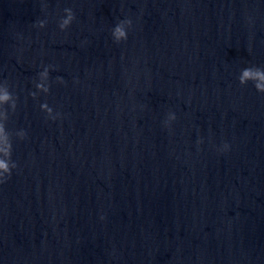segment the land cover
Masks as SVG:
<instances>
[{"label": "clouds", "instance_id": "1", "mask_svg": "<svg viewBox=\"0 0 264 264\" xmlns=\"http://www.w3.org/2000/svg\"><path fill=\"white\" fill-rule=\"evenodd\" d=\"M66 11H70V10L66 9ZM71 20H72V16L69 15V17H67V18L64 20V23L61 25V27H65V26H67L69 23H71ZM39 26H40V27H43V26H44L43 21H40V22H39ZM116 33H118L120 37H124L125 39L127 38L126 35H125V33H124V31H123L119 26L116 27ZM247 75H248V73L246 72V73H245V76L247 77ZM242 82H243V81H242ZM257 87H259V86H257ZM10 175H11V174H9V177H10Z\"/></svg>", "mask_w": 264, "mask_h": 264}]
</instances>
